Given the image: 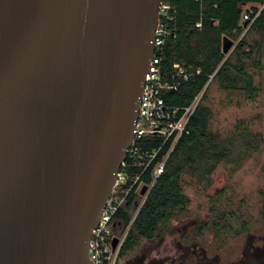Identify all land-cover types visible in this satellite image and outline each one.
Wrapping results in <instances>:
<instances>
[{"label": "water", "instance_id": "95a60500", "mask_svg": "<svg viewBox=\"0 0 264 264\" xmlns=\"http://www.w3.org/2000/svg\"><path fill=\"white\" fill-rule=\"evenodd\" d=\"M159 4L0 0V264H94L90 240L134 143Z\"/></svg>", "mask_w": 264, "mask_h": 264}, {"label": "trees", "instance_id": "16d2710c", "mask_svg": "<svg viewBox=\"0 0 264 264\" xmlns=\"http://www.w3.org/2000/svg\"><path fill=\"white\" fill-rule=\"evenodd\" d=\"M263 1L204 0L203 5L196 0L173 1L175 34L165 40L163 65L171 69L174 63H180L194 75L184 81L169 100L172 104L185 106L203 93L191 117L189 133L182 134L172 148L164 171L145 201L140 203L137 183L117 209L113 221L121 223L125 229L119 249L121 256L135 251L143 239H153L167 232L172 221L187 211L190 198L185 193L186 174L209 186L220 162L229 159L239 162L250 149L258 150L264 143V134L253 130L246 120H239L230 135L223 136L214 131L211 128L214 110L206 103L212 84L220 91L229 92L230 103L233 102L231 95L235 93L244 100H255L260 95L264 82V9L247 30L244 31L240 23L244 3ZM202 11L207 17L200 29L194 25ZM247 22L248 25L250 20ZM226 38L239 39L230 53L223 51ZM237 102L241 104V101ZM161 142L157 136L137 140V144L145 149L158 148ZM171 144L172 141H168L145 170L143 166H122L121 171L127 170L133 175L142 173L139 181L150 183L154 167L164 160ZM131 182L129 180L128 184ZM207 226V221L203 222L200 231ZM241 226L246 228V222L243 221ZM216 228L219 230V226Z\"/></svg>", "mask_w": 264, "mask_h": 264}, {"label": "rangeland", "instance_id": "374dc122", "mask_svg": "<svg viewBox=\"0 0 264 264\" xmlns=\"http://www.w3.org/2000/svg\"><path fill=\"white\" fill-rule=\"evenodd\" d=\"M232 40L228 53L239 42ZM229 96L215 84L208 89L206 103L214 110L211 128L227 136L239 120H246L264 134V82L255 100H244L235 93L230 103ZM185 177V193L190 198L187 211L172 221L167 232L143 239L126 256L118 254L117 264H264V143L258 150L250 149L239 162H220L209 186L189 174ZM145 196L141 195V204ZM205 221L208 226L201 232ZM114 233L122 243L124 226Z\"/></svg>", "mask_w": 264, "mask_h": 264}, {"label": "built area", "instance_id": "2783aa9c", "mask_svg": "<svg viewBox=\"0 0 264 264\" xmlns=\"http://www.w3.org/2000/svg\"><path fill=\"white\" fill-rule=\"evenodd\" d=\"M173 1L160 0L159 21L155 30V54L150 62V71L146 73L144 91L139 100L140 108L136 120L137 128L134 143L128 148L127 158L122 166L128 168L143 166L145 170L160 149L170 140L172 141L171 148L165 155L164 160L154 167L153 180L150 183L139 181L142 173L133 175L127 170L121 171L120 169L112 196L107 200L100 222L94 228L91 236L90 257L94 264H117L121 243L114 248L112 241L115 237L114 230L118 229L122 224L114 222L113 217L123 203L125 196L137 183V192L140 195L147 196L157 178L164 171L172 148L182 134L189 133L190 120L202 94L197 95L190 104L185 106L172 104L169 100L170 95L178 91L182 83L194 75L180 63H174L171 69H166L163 65L165 40L175 34V29H173L172 25L176 18V8ZM196 1L201 5L204 4V0ZM244 5H247V8L243 9V17L240 24L245 31L264 9V1L260 3L248 2L244 3ZM206 17V13L202 11L194 26L200 29L203 28ZM247 20H250L248 25ZM197 72L199 73L200 69ZM212 77L213 75H211ZM149 136L161 138V145L158 148L145 149L140 144H137L138 139ZM129 180L132 181L130 184H128ZM144 185H147L148 189L145 194H142L141 191Z\"/></svg>", "mask_w": 264, "mask_h": 264}]
</instances>
